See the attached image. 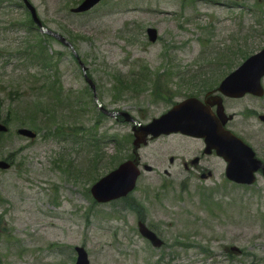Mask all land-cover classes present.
Here are the masks:
<instances>
[{
	"label": "rangeland",
	"instance_id": "1",
	"mask_svg": "<svg viewBox=\"0 0 264 264\" xmlns=\"http://www.w3.org/2000/svg\"><path fill=\"white\" fill-rule=\"evenodd\" d=\"M30 1L46 25L64 35L70 30L79 33L74 48L90 70L103 104L139 115L142 122L147 119L140 115H157L170 104L150 96L149 86L139 91L114 88L116 73L128 79L143 65L145 74L153 78L170 69L173 72H168V83L174 90L175 82L180 81L174 72L179 68L173 69L174 65L187 67L182 76L201 70L207 71L209 78L218 79L242 60L237 53L232 61L222 57L218 59L220 64L215 63L219 52L236 45L232 37L249 35L247 42H242L247 52L264 44V13L261 18L256 17L252 7H247L255 0H236L233 7L223 4L226 0H193L186 6L180 0H104L84 14L70 11L72 0ZM146 26L157 29L154 42L147 41ZM39 33L18 0L0 4V115L4 116L10 105L13 109L9 112L13 135L6 137L0 152L4 155L18 149L14 164L0 171V264H74L75 244L86 248L91 264H248L252 258L248 251L258 263H263V176L257 175L251 189L234 187L218 178L223 164L216 159L218 181L199 182L178 164L179 158L195 151L197 140L161 137L138 149L140 164L148 163L152 169H142L132 195L144 202L147 222L164 239L163 245L155 248L139 235L133 215L121 200L91 202L86 193L90 178L85 171L92 152L86 141L55 136L52 128L39 130L32 139L15 134L18 126L31 127L30 120H17L15 115L26 82L22 75L31 69L28 59ZM48 45L61 55L63 94L81 97L80 104L85 108L82 117L87 123L85 115L92 118L96 111L78 65L63 43L50 39ZM225 105L238 112L248 106L264 112V100L248 95L226 99ZM75 120L66 116L62 125H71ZM34 122L38 129L42 128L38 118ZM249 122L240 116L233 121L234 130L248 139ZM130 126L106 117L101 120L99 131H116L130 140ZM257 146L264 156V140ZM131 151L129 143L121 155ZM102 152L92 175L108 170L111 159L118 156V147L107 142ZM169 155L179 158L170 164ZM164 167L168 173L164 174ZM210 188L216 190V197L225 195L231 200L224 202L220 211L210 213L199 200V193ZM51 191L55 192V200L51 199ZM176 239L180 243H174ZM186 241L194 244L185 246ZM232 244L246 255L231 250ZM198 245L208 247L211 253L205 255Z\"/></svg>",
	"mask_w": 264,
	"mask_h": 264
},
{
	"label": "water",
	"instance_id": "2",
	"mask_svg": "<svg viewBox=\"0 0 264 264\" xmlns=\"http://www.w3.org/2000/svg\"><path fill=\"white\" fill-rule=\"evenodd\" d=\"M97 0H83L74 10L86 9L95 3ZM29 9H31L33 15L32 7L27 3ZM38 23V20L34 18ZM150 37L154 38V30H149ZM264 73V49L259 53L249 57L244 64L232 75L225 78L223 89L226 94L238 95L243 92V90H253L254 92H260L259 87V77ZM235 88V89H232ZM191 100L179 104L173 107L167 113L163 114L159 118L154 119L151 123L142 126L138 125L134 127L135 135L137 139L144 136L147 132H152L156 135L160 131H169L174 129V121L177 120V115H194L195 109L191 107ZM127 119H131L128 115H125ZM185 120L179 121L178 128L184 132L194 134V135H204L209 144L217 145L220 152L224 155L228 154L229 165H228V176L244 181H250L251 178L248 174L237 175L232 173L236 169L251 170L252 158L251 152L245 147L247 152H245L244 147L236 141L230 142L224 140L223 142L218 141V143L213 141L212 133L207 131L208 129L200 124L204 123V119L200 117H195V119L184 118ZM200 121V122H199ZM4 127L0 125V129ZM25 133H30L27 130H20ZM0 165H5L0 162ZM137 169L132 164L131 161H126L118 166L115 170L111 171L108 175L101 178L96 184L93 185V191L99 199H107L120 194H124L133 185L134 178L137 174ZM244 176V177H240ZM140 230L146 236H148L154 244H159L160 241L154 236L152 232L146 229L142 224ZM79 253L78 264H86L85 253L82 248H77Z\"/></svg>",
	"mask_w": 264,
	"mask_h": 264
},
{
	"label": "flooded vegetation",
	"instance_id": "3",
	"mask_svg": "<svg viewBox=\"0 0 264 264\" xmlns=\"http://www.w3.org/2000/svg\"><path fill=\"white\" fill-rule=\"evenodd\" d=\"M230 120H231V119H230ZM230 120H228L227 123H228ZM196 167L200 169V173L205 172V171H204V168L199 167V164H196Z\"/></svg>",
	"mask_w": 264,
	"mask_h": 264
},
{
	"label": "trees",
	"instance_id": "4",
	"mask_svg": "<svg viewBox=\"0 0 264 264\" xmlns=\"http://www.w3.org/2000/svg\"><path fill=\"white\" fill-rule=\"evenodd\" d=\"M45 80H49V77H45ZM130 86H132V87H135V86H133V85H130ZM156 92V91H155ZM157 93V92H156ZM158 94V93H157ZM41 98V97H40Z\"/></svg>",
	"mask_w": 264,
	"mask_h": 264
}]
</instances>
